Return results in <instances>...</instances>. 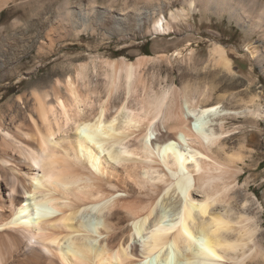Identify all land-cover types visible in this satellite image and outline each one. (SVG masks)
<instances>
[{"label":"bare ground","instance_id":"bare-ground-1","mask_svg":"<svg viewBox=\"0 0 264 264\" xmlns=\"http://www.w3.org/2000/svg\"><path fill=\"white\" fill-rule=\"evenodd\" d=\"M105 1L0 0V22L7 8L37 4L32 15L0 24L7 62L0 80L18 70L16 48L29 50L37 39L45 56L84 32L126 31L131 20L155 34L179 25L193 30L197 23L188 19L211 12L252 33L263 26L250 11L257 0H147L119 9L120 0ZM17 31L34 38H18ZM246 47L264 60L258 46ZM174 55L183 59L180 50ZM194 55L191 48L188 62ZM65 57L56 58L60 70L16 97L20 118L0 114V264H264L261 225L240 185L250 155L228 153L226 139L259 127L226 123L231 117L260 123L258 96L232 110L189 83L156 88L142 66L163 56L105 59L102 79L92 56L73 71L74 56L70 63ZM210 60L233 70L221 44ZM46 157L55 158V171Z\"/></svg>","mask_w":264,"mask_h":264},{"label":"rangeland","instance_id":"rangeland-1","mask_svg":"<svg viewBox=\"0 0 264 264\" xmlns=\"http://www.w3.org/2000/svg\"><path fill=\"white\" fill-rule=\"evenodd\" d=\"M144 1L147 0H120L114 7H117L116 9L126 5L133 7ZM107 4L105 0H99V5ZM181 6L178 4L172 9ZM36 9V3L27 6L25 10L7 8L2 13L0 24L6 21L11 22L15 16L23 13H26L27 17ZM250 11L254 17L260 16L263 23V26L253 33L229 15L218 16L211 12L207 17H202L200 14L190 17L189 22L197 23L193 30L179 25L178 31L172 30L167 34L148 32L151 28L148 24L143 29H135L133 20L126 31L99 28L94 34L84 32L79 38L70 37L62 40L59 42V49L50 51L45 56L38 52L39 39H37L31 49L27 50L23 47L16 48L14 51L15 60L20 56L22 58L17 61L18 70H12V72L8 70L0 80V114L4 113L3 116L9 117L15 113L18 116L15 120L20 118L21 111L18 104L14 102L16 97L29 93L32 85L41 80L49 70L55 68L60 70L61 65L56 58L64 54L67 55L65 63H70L71 57L75 58L72 60L70 71H73L76 63L89 61L92 56L97 62V73L101 79L105 70L103 66L105 59L125 57L136 60L140 55L163 56L162 59L147 62L142 66L144 77L156 88H166L171 85L181 87L189 83V86L199 89L201 93L211 92L212 100L232 110L242 109L252 95H257L264 105V60L259 63L246 49L247 43H253L261 49L264 56V0H257ZM18 31H22L21 28ZM17 35L18 38H34L32 33L18 32ZM8 40H11V36ZM215 43L226 48L227 55L233 62L232 71L210 60ZM191 48L195 50V55L193 60L188 62L187 54ZM2 50H4L3 47ZM178 50L183 52V59L174 55ZM0 65V71L7 67V62L1 54ZM37 66L40 68L39 71H35ZM22 72H25V76L19 77L18 73ZM42 86L46 85L42 84ZM259 121L260 123H256L254 119L245 120L244 117L228 118L226 123L231 127L236 124H246L250 127L254 123L259 127L247 133L238 131L232 135V138L228 136L226 139L228 153L241 151L250 155L246 160L245 172L240 176V185H245L242 193L244 195L248 193L250 196L248 209L259 219L261 229L258 235L264 243V117ZM251 137L253 139H250Z\"/></svg>","mask_w":264,"mask_h":264},{"label":"snow or ice","instance_id":"snow-or-ice-1","mask_svg":"<svg viewBox=\"0 0 264 264\" xmlns=\"http://www.w3.org/2000/svg\"><path fill=\"white\" fill-rule=\"evenodd\" d=\"M192 115L195 116L196 114L195 113H192ZM101 127H103V126L101 125ZM45 160H46V166L49 167V168H51L53 171H55L56 170V167H57L56 166V163H55V158H48V157H46ZM186 210H187V207L185 206L184 211H186ZM203 214L204 215H207V211L206 210L203 211ZM180 219H182V217ZM34 242L35 241H32V243H34Z\"/></svg>","mask_w":264,"mask_h":264}]
</instances>
